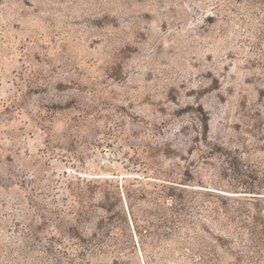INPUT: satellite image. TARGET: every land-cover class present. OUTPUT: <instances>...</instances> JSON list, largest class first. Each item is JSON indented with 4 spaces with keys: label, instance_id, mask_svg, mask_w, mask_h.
Returning <instances> with one entry per match:
<instances>
[{
    "label": "rangeland",
    "instance_id": "374dc122",
    "mask_svg": "<svg viewBox=\"0 0 264 264\" xmlns=\"http://www.w3.org/2000/svg\"><path fill=\"white\" fill-rule=\"evenodd\" d=\"M0 264H264V0H0Z\"/></svg>",
    "mask_w": 264,
    "mask_h": 264
},
{
    "label": "trees",
    "instance_id": "16d2710c",
    "mask_svg": "<svg viewBox=\"0 0 264 264\" xmlns=\"http://www.w3.org/2000/svg\"><path fill=\"white\" fill-rule=\"evenodd\" d=\"M202 125H203V134L204 135H206L207 136V133H208V131H209V126H208V118H207V116H206V118H204V119H202ZM206 139V138H205ZM186 184V183H185ZM246 189H249V188H246ZM245 192H251V193H254V191H245ZM254 197V196H253ZM212 212V211H211ZM213 212H215L214 210H213ZM110 219V218H109ZM109 219H107V220H109ZM107 220L106 219H104V218H101L100 219V221L98 222V224H97V227L99 228V229H103L104 227H105V224H107ZM97 233H95V236H97L96 235ZM80 238L81 239H85V238H82V236L80 235Z\"/></svg>",
    "mask_w": 264,
    "mask_h": 264
}]
</instances>
